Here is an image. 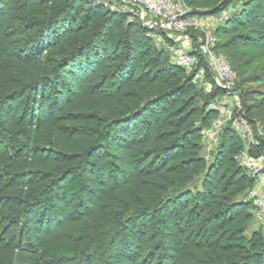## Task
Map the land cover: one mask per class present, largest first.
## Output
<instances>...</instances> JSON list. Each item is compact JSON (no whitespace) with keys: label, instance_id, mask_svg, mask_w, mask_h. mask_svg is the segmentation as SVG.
I'll return each mask as SVG.
<instances>
[{"label":"trees","instance_id":"obj_1","mask_svg":"<svg viewBox=\"0 0 264 264\" xmlns=\"http://www.w3.org/2000/svg\"><path fill=\"white\" fill-rule=\"evenodd\" d=\"M36 1L17 0L14 6L18 11H23L27 7L34 5ZM41 1L42 4L48 6V9L44 16L38 17L33 15L26 20L24 25L27 28L24 33L27 34L24 35L27 38L24 40L25 45H22L19 49V56L22 57L24 55L25 57V55L30 54L28 55L30 58L40 57L41 53L37 54L36 52L42 49V47L48 45L51 47V43L55 39H64L66 33L78 21V14L82 13L81 19L85 23L88 22L87 29L90 32L81 36L78 46L70 53L71 57H78L83 60L91 59L94 63L93 65L91 64L92 66L98 65L102 58L105 57L100 52L103 48H101V42H105L108 45V49H112L117 53V58L114 61L110 74L113 75L112 82L116 81L115 85L119 87L118 91L124 89V87H128L129 92L126 91V93L134 95L133 100L140 102L142 97H145L144 100L147 99L143 100L144 103L139 107L136 106L137 102L131 104L132 108L126 110L125 113H116L107 125L102 127L87 126L94 133L95 140L93 145L83 151V158L88 164L99 166L100 161L93 156V151L110 147L113 142L119 141V138L123 141L120 145L126 153H131L143 145H153L151 150L152 158L150 162L148 160L149 163L146 166L147 168L144 169L145 174H143L142 179L137 176L133 179L132 187L135 193L127 186H123L120 190L121 195L133 201L137 206L129 217L116 220L119 224L117 228L113 229L114 226L107 228L109 233H112L114 236L112 235L108 238L105 234L95 236L93 234L91 238L89 231H87V227L90 225L85 224L84 226H79V231L81 232L77 233L75 239H71V236L62 237L60 233L63 225L52 230L53 227L55 228L58 219L54 216L51 217V215L45 219V215H42L32 222L28 230L26 229L29 232V241L24 244V217L18 212L17 207L19 208V206L16 204L29 203V206L33 207L38 203L41 204L43 200L45 201L44 210L46 212L53 211L56 209L53 188L61 185L66 178L69 180L70 194L81 199L91 191L89 190V184L86 183L77 171L76 166L78 164L76 165L64 155L63 162L61 161L60 164H57L59 168L56 172L57 174L53 172L51 174L52 178L49 181L44 182L41 179L39 181L15 182L18 175L20 176V170L19 172L16 171L17 167L19 165L25 167L33 159L28 157L24 162V157L21 156L22 151L32 147L37 152L42 150L47 152L58 150L62 151V153H68L70 147L66 145L67 136L54 130H49L42 124L39 111L38 115H36L34 110L32 111L26 105L23 107L19 118H15L12 112H9L11 113L9 116H4V111L8 107L6 105L25 95L28 97L31 92H37L43 99L46 100L48 98L51 106L56 108L59 91L56 89L57 81H61V73L63 71L59 72L60 69L58 68L50 71L44 70L35 75L36 77L33 76L29 79L21 67H14V60L7 55L6 40L0 34V150L5 149L3 151L9 157L5 158L0 153V163H2V160L5 162L4 165H0V193L4 192L5 195L7 194L6 200H8V205L1 204L0 221L1 223L7 221L8 225L13 223L12 225L18 227L15 248L20 250L26 249L27 251L32 250L34 252L31 260L32 264H53L56 261L64 263L67 261L68 263L75 258L78 264H89L88 258L90 254H94L95 250V248H92V242L103 249L104 247L101 244L104 245L105 243L106 245L107 240L112 244L115 235H122L125 246H123V251L114 254V257L116 261H120L123 264H135L138 252L145 246L150 234L146 230L142 232L141 229H137L139 228L138 222L144 216L151 215L154 217L155 226L159 228L163 227L164 229L165 227H171L170 222L172 219H177L175 223L179 224L180 228L184 231L181 239H185L188 243L193 242L188 247L193 246L195 248L200 244V241L194 239L197 236L205 237L209 235V228L213 227L214 221L222 219L221 221L223 222L221 224L215 222V225H218L217 227L221 226L222 231L218 232L217 236L223 248L213 247L210 250L207 249L205 252L201 251L198 256L200 262L203 260L206 264H209L213 257L211 255L212 251L217 250V252L219 251V253L225 256L227 260L226 264H242L241 261L243 264H264V251L255 252L253 255L248 253L250 255L248 256V254L246 255L243 252H238V254L230 252L227 247L224 248V246L234 243L231 235L236 231H243L244 219L250 216L254 208L252 200L245 199L241 202L235 200L238 191L242 192L245 188L236 186L233 183V179L239 176L249 188L253 186L254 179L245 167L233 159L235 155L240 154L246 148L243 139L238 135L233 121H230V126H224L218 144L220 149L219 154L222 156L221 159H225L227 156L232 162L231 167L224 171V185H220L218 180V158V162L213 164L210 169V177H215L213 181L216 185L214 187L211 184V180H208L203 185L204 191H196L194 195L198 201L197 203L190 198V195L193 193L192 190H188L186 193L173 192L162 205H159L164 200L162 196L169 193V188L173 187L176 189L177 186L183 185L185 181L193 178L204 167V161L198 154L199 138L203 135V130L218 115V112L209 109V103L212 99H216L228 92L220 85L216 76L211 73L212 70L207 59L199 49V41L197 39L200 38V33L195 29L189 30L197 40L196 48L191 52L198 59L193 75L203 70L205 78L209 79L210 90L205 92L203 98L198 96L199 91L193 83L194 76H181L185 67L170 61L171 54L167 47L170 44H174V38H171L168 33L161 31L150 32L145 28L142 21L131 22L128 12L114 11L104 6L99 0ZM235 1L187 0V3L193 9H200L202 14L213 16L229 8ZM257 1L245 0L244 6L241 9L235 10L226 22L217 27L214 34L216 52L225 55L235 71L237 67H240L237 63V58L233 55V52L237 48L248 50L264 45L261 44L264 43V6L257 3ZM248 6H251V8H247ZM94 20L96 22H93ZM108 29L114 35L120 34L110 44H108L106 35ZM255 32L262 34V36L257 35ZM153 34L163 38L166 48L156 47L155 56L148 60L146 66L148 69H151L152 67L161 65V63L163 64L147 74L145 67L136 70L135 59L137 60V56L134 52L138 48V35H141L146 42L150 41L152 43L154 40ZM138 61L141 62V59H138ZM80 65L84 73L90 71L88 68V66L90 67L89 62L85 64L80 62ZM258 65H264V57L261 58ZM164 67H167L173 75H177L175 82H171V79L162 75L161 70ZM253 71L256 70L251 69L250 75H246L247 82L257 86L263 85L264 77L259 74L260 72ZM51 78L54 79L53 82L50 80ZM44 85L49 89L47 96L42 94L41 88ZM64 89V95H71L69 86H66ZM255 93H259L260 98L264 99V91L260 92V90H257ZM177 101L180 103L177 104ZM244 108L247 113L255 111V106L250 103L245 105ZM163 113H166L165 116ZM249 119L253 123L254 119ZM24 139H27V141L25 142ZM28 145H30V148ZM18 148L23 150L18 151ZM247 151L251 157L264 154V138L250 143ZM29 160L30 162H28ZM177 169H180L182 171L180 174L184 175L176 182L177 184H174L171 180V174ZM8 177L9 180L3 179ZM160 181H163L160 183L161 189H159L160 194L158 198L160 200L158 205L153 206L152 201H154L155 195L150 193L149 189L152 184L159 183ZM13 182L15 183L13 184ZM94 183V185L98 184L97 181ZM234 187L236 188L234 189ZM137 196H142L140 199L147 201L141 205V201L136 202L134 200V197ZM183 201L186 202L185 206L183 205ZM219 202L224 203V206L226 205L227 213L229 214H233L239 207L243 210L245 209L246 212L239 214L240 216H231L232 218H229V220L225 218L226 214L224 216L215 213L206 216L208 205L216 206V203ZM237 210L238 212L240 211V209ZM166 212L167 214H165ZM87 214H90V212L88 211ZM194 217H196L195 219H199L196 228H193L192 225ZM182 222L185 227L182 226ZM84 235L89 240L91 239L89 244L87 240L85 243L83 242ZM215 241L217 240L215 239ZM109 249L112 250V246H109V243H107V250ZM5 251V248L0 249V264H6L7 254ZM168 256L170 257L168 254L163 255L164 264H166L165 259L168 260ZM245 259H250V262L244 263ZM108 264L113 263L108 262Z\"/></svg>","mask_w":264,"mask_h":264},{"label":"rangeland","instance_id":"obj_2","mask_svg":"<svg viewBox=\"0 0 264 264\" xmlns=\"http://www.w3.org/2000/svg\"><path fill=\"white\" fill-rule=\"evenodd\" d=\"M99 1H101L104 6L114 11L128 12L131 22H143L145 19H147V17H142L136 8L126 7L120 2V0ZM181 1L185 4L189 14L194 15L203 21H208L211 23V31L214 35L219 25L226 22L235 10L241 9L244 6L245 0H236L235 3L229 8L220 14L213 16H206L201 13L200 9H193L187 3V0ZM16 2L17 0H0V34H2L6 40V47L8 50L7 55L14 60V67H21L24 74H26L29 79L35 75H38L44 70L50 71L54 68H58L60 69L59 72H63L61 73V81H57L58 84L56 89L59 91L57 94L58 105L56 108L51 106V102L48 100V98L45 100L37 92H31L28 97L25 95L14 100L13 102L7 103L6 106L8 107L7 110L4 111V116H9V114H11L9 112H12L15 118H19L20 113L23 111V107L28 105L32 111L34 110L36 115H38V111L40 112L42 124L45 125L49 130H54L67 136L66 145L70 147V151L68 153H62V151L60 152L58 150L48 152L42 150L37 152L32 149V147L30 148V145H28L30 149H26L25 151H22L23 149L21 150V148H18V151H22L21 156L24 157V162L28 157L33 159L31 162L29 160L28 162H30V164H26L25 167H22L21 165L17 167L16 171L19 172L20 170L19 173L21 178L18 175L16 181L14 179L13 180L15 182H26L30 180L39 181L42 179L44 182H47L52 178L51 174H53V172L56 173L59 169L57 164H60L61 161L63 162V158L66 157L76 165L78 164V166H76L77 171L81 174L86 183L89 184V190L91 191L90 193L85 194L81 199L70 194L69 180L66 178L61 185L53 188V193L55 196L54 201L56 203V209L53 211L46 212L44 210L45 201L43 200L41 204L38 203L33 207L29 206V203L16 204L19 206V208L17 207L18 212H20L21 216L24 217V239L26 240H24V244L29 241V232L26 231V229L28 230L32 222L37 220L38 216L42 215H45V219H47L49 215L58 219L56 224L57 227H53L52 230H55L56 228H59L61 225H63L60 233L62 237L71 236V239H75L77 233L81 232L79 231V226L88 224L90 226L87 227V231H89L90 237L93 234L94 236L98 234H105L108 236V238H110L113 234L109 233L107 228L112 226H114L113 229L117 228L119 224L116 220H122L124 217L126 219L137 206L133 201L121 195L120 190L123 186H127L128 188H131L130 190L132 192L135 193V190L132 187L133 179L135 176L142 179L143 174H145L144 169L147 168L146 166H148V163L152 158L151 150L153 145H143L131 153H126L123 150V147L120 145L123 141L121 138H119V141L116 140V142H113L110 147L93 151V156L100 161L99 166H93L88 164V162H86V160L83 158V151L93 145L95 140L94 133L92 130L88 129L87 126L94 125L102 127L107 125L111 122L113 116L116 113H125L126 110L132 108L131 104H135L138 101L133 100L135 97L134 95L126 93V91L129 92L128 87H124V89L118 91L119 87L115 85L116 81L112 82L113 75L110 74V71L112 70L114 61L117 58V53L112 49H108V45L105 42H101V48H103L100 50V52L105 57L102 58L98 65L92 66L94 63L91 59H87V61L78 57H71L70 53L75 47L78 46V41L81 36L90 32L87 29L88 22L85 23V21L81 19L82 13L78 14V21L70 29V31L66 33L64 39H55L52 41L53 43H51V47L48 45L46 47H42V49L36 52L37 54L41 53L40 57L30 58L28 56L30 54L25 55L26 58L24 55H22V57L19 56V49L22 45H25L24 40L27 38L26 35H24L27 34L24 33L25 29L27 28L24 25L26 20L33 15L38 17L44 16L48 6L42 4L41 0H37L34 5L27 7L23 11H18L14 6ZM257 3L264 6V0H258ZM247 8L250 9L251 6H248ZM226 15L228 16L227 19ZM93 22L96 21L94 20ZM197 31L200 33L199 37H202L203 33L199 30ZM255 33L262 36V34L258 32ZM106 35L108 44H110V42L116 39L120 34L114 35L111 33V30L108 29ZM168 35L171 38H174V44L190 52H193V50L196 48L197 40H200H196V38L193 37L189 31L185 34L168 33ZM178 37L179 41H176L175 38ZM153 38L154 40L151 43L150 41L146 42L141 35H138V48L137 51L134 52V54L137 56V60L135 59L136 70H140L141 68L145 67L147 74L156 70L163 64L161 63V65L152 67L151 69H148L146 66L148 60L155 56L156 47L164 49L166 48L162 37L153 34ZM233 55L237 58V63L240 67L236 68V75L233 80L231 90L222 96L217 97L216 99H218L221 104L231 108L233 111V118L238 114H242L252 126L251 132L244 133L242 131H238V135L243 139L246 147L242 152L248 153L247 147L250 143L257 142L264 138V99L260 98L258 95L259 93H255L257 90H260V92L264 91V83L261 86H257L255 84L248 83L246 77L247 74L250 75L251 69L256 70L253 72H260L259 74L264 77V65H258L261 58L264 57V45L253 47L248 50H241L237 48L236 51L233 52ZM138 59H141V62H139ZM170 61L176 63L172 55L170 56ZM80 62L82 64L89 62L91 68L89 66L88 68L90 71H86L84 73V70H81ZM195 70L196 68H193L192 70L185 68L184 72L181 73V76H194L193 83L199 91L198 96L203 98L205 92L210 90L209 79L205 78L203 70L193 75ZM161 71L162 75L168 79H171V82H175L177 75H173L171 71L167 69V67L162 68ZM211 73L215 75L213 71H211ZM50 80L53 82L54 79L51 78ZM66 86L70 87L71 95L69 96L67 94L64 95L63 93V90H65L64 88H66ZM41 90L42 94L45 96L49 94V89L45 85L42 86ZM138 90L140 91V89ZM144 98L145 97H142L141 101L136 104L137 107L147 100H144ZM180 102L177 101V104ZM249 103L255 106V111L247 113L244 107ZM165 114L166 113H163L164 116ZM249 118L254 119V121L252 120L253 123H251ZM230 121L233 120H227L225 125L230 126ZM24 141L26 142L27 139H24ZM197 148L200 158H202L204 161V167L201 169V171H199V173L193 176V178L185 181L186 183L184 182L183 185L177 186L176 189L173 187L169 188V193L165 196H162L164 197V200L163 202H160L159 205H162L166 199L172 195L173 192L186 193L188 190H192L193 193L190 195V198L195 203H197L198 201L194 195L196 191H204L203 185L208 182V180H211V184L214 187L216 185L213 181L215 177H210V169L213 164L218 162V158V180L220 185H224V171L231 167L232 162L229 160V158H227V156L225 159H221L222 156L219 154V145L211 144L204 138V135L199 138ZM3 150L5 149L0 150L2 156L9 158ZM240 154L235 155L233 158L238 164H240ZM63 155L65 157H63ZM147 156H149L148 159H146ZM4 164L5 162L2 160L0 165ZM177 170L173 171L171 174V180L174 182V184H177L176 182L181 176L184 175L182 173L180 174V172H182L180 169L178 171ZM13 174L11 175L13 176ZM252 177L255 184L256 180L254 176ZM3 179L9 180V177ZM95 181H97V185H94ZM15 182H13V184ZM162 182L160 181L159 183L152 184L149 189V192L155 195V198H153L154 201H152L153 204L151 203L153 206L158 205L160 200L158 196L160 194L159 189H161L160 183ZM233 183H235L236 186L238 185L239 188H245L242 192L238 191L236 194V201L241 202L245 199L251 200L249 198V192L254 184L251 188L247 187L245 182H243L239 176L233 179ZM235 188L236 187H234V189ZM6 195L4 192L0 193V207L1 204L8 205ZM134 198L136 202L141 201V205L143 202L147 201H142L140 199L142 196H137ZM216 204V206L208 205V213L206 216L215 213L224 216L226 214L225 218L229 220V218L246 212L245 209L243 210L241 207H239L237 208L240 209L239 212L236 209L233 214H229L227 213L226 205H223L224 203L219 202ZM183 205L185 206L186 202L183 201ZM88 211L90 214H87ZM165 214H167V212ZM195 218L196 217H194L192 220L194 223L190 221L192 222L193 228H196L197 222H199V219ZM221 220L222 219H217L214 221L213 227L209 228V235L205 237L197 236L194 239L200 241V244L197 246V248H195L193 246L188 247V245L193 242L188 243L185 241V239H181L184 231L180 228L179 224L175 223L177 219H172L170 222L171 227H165L164 229L163 227L159 228L158 226H155L156 223H154V217L151 215L144 216L138 222L139 228L137 229H141L142 232L146 230L147 233L149 232L150 234L145 246L139 250L135 264H164L163 255L165 254L170 255V257L168 256V260L165 259L166 264H206V262L203 260L200 262L198 257L201 251L205 252L207 249L210 250L213 247L223 248V246L220 245L217 236V233L222 231L220 228L221 226L217 227L218 225H215V222H219V224H221L223 222ZM8 224L9 223L7 221H3L2 223L0 221V249H6V264H32L31 260L33 258L32 256L34 252L32 250L27 251L26 249L20 250L15 248L18 227L16 225H12L13 223H10V225ZM181 224L184 226L183 222ZM243 228V231H236L231 235L234 243L231 245H226L224 248L227 247L230 252H243L246 255L248 253L253 255L255 252H263L264 215L261 218L257 217L255 215L254 207L250 213V216L245 217ZM166 235H168V237H166ZM85 237L86 235H84L83 242L85 243L87 240L89 244L91 239L89 240L88 237ZM215 239L217 241H215ZM76 241L79 242L78 240ZM112 242L113 243L110 244V241L108 242L107 240L106 245L105 243L104 245L101 244V246L104 247L103 249L98 247L96 243L92 242V248H95V250L93 255L90 254L88 263L108 264V262H112L113 264H123L120 261H116L114 257V254H118V252L123 251V246H125L122 235H115ZM107 243H109V246H112V250H107ZM249 254L248 256H250ZM211 255H213V257L209 264L227 263L225 256L219 253V251H212ZM246 262L249 263L250 259H245L244 263ZM241 263L243 264L242 261ZM53 264H78V262L75 258L68 263L67 261L65 263L62 261H56V263Z\"/></svg>","mask_w":264,"mask_h":264},{"label":"built area","instance_id":"obj_3","mask_svg":"<svg viewBox=\"0 0 264 264\" xmlns=\"http://www.w3.org/2000/svg\"><path fill=\"white\" fill-rule=\"evenodd\" d=\"M120 2L126 7L136 8L142 17H147L143 25L150 32L185 34L191 29L201 31L203 36L199 38V49L205 55L220 85L228 92L231 90L236 72L227 57L216 52V39L211 31L210 22L189 14L181 0H120ZM168 49L177 64L189 70L197 67L198 59L190 51L176 44L168 45ZM209 109L218 112L203 132L204 138L211 144H219L227 120H233L237 131L244 133L252 131V126L242 114L233 118L231 108L221 104L218 99L210 101ZM239 159L240 165L245 167L256 180L249 192V198L254 204L255 215L261 218L264 215V154L251 157L248 153L242 152Z\"/></svg>","mask_w":264,"mask_h":264},{"label":"crops","instance_id":"obj_4","mask_svg":"<svg viewBox=\"0 0 264 264\" xmlns=\"http://www.w3.org/2000/svg\"><path fill=\"white\" fill-rule=\"evenodd\" d=\"M176 39V41H179V37L178 38H175Z\"/></svg>","mask_w":264,"mask_h":264}]
</instances>
